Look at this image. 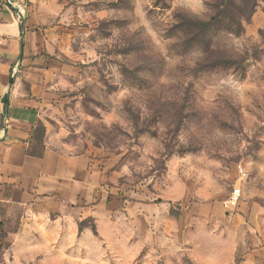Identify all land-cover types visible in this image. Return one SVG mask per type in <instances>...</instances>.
<instances>
[{"label":"rangeland","instance_id":"374dc122","mask_svg":"<svg viewBox=\"0 0 264 264\" xmlns=\"http://www.w3.org/2000/svg\"><path fill=\"white\" fill-rule=\"evenodd\" d=\"M214 1L45 0L38 144L98 162V194L0 203V264H264V0H233L242 33H213L197 71L170 28Z\"/></svg>","mask_w":264,"mask_h":264},{"label":"crops","instance_id":"0c3cea01","mask_svg":"<svg viewBox=\"0 0 264 264\" xmlns=\"http://www.w3.org/2000/svg\"><path fill=\"white\" fill-rule=\"evenodd\" d=\"M48 12L45 0H0V203L35 195L74 207L98 194V162L88 155L53 148L46 136L30 155L53 76L40 52L44 31L37 29Z\"/></svg>","mask_w":264,"mask_h":264},{"label":"trees","instance_id":"16d2710c","mask_svg":"<svg viewBox=\"0 0 264 264\" xmlns=\"http://www.w3.org/2000/svg\"><path fill=\"white\" fill-rule=\"evenodd\" d=\"M239 1V0H236ZM250 2L249 11H253L255 0H247ZM212 14L207 20L200 21L190 17L187 14L177 13V22L170 28L172 33H176L183 37L186 44L195 45L197 50L202 54V60L197 63L195 70L200 71L207 67L209 63L208 55L211 54V37L215 32H226L236 36L242 33L240 18L243 17V9L236 6L233 0H215L211 6ZM212 62V61H211ZM227 62L224 59L213 61V65H221ZM200 69V70H199ZM43 128L40 124L33 131V147L30 155L39 152L40 138L43 136ZM1 239V233H0Z\"/></svg>","mask_w":264,"mask_h":264},{"label":"built area","instance_id":"2783aa9c","mask_svg":"<svg viewBox=\"0 0 264 264\" xmlns=\"http://www.w3.org/2000/svg\"><path fill=\"white\" fill-rule=\"evenodd\" d=\"M6 3H10V0H5ZM17 10L20 12L21 8L17 7ZM240 174L242 177H245V173L240 169ZM240 195H241V190L239 188H233V190L230 192L228 200H227V205L229 208H235L239 204L240 201Z\"/></svg>","mask_w":264,"mask_h":264}]
</instances>
